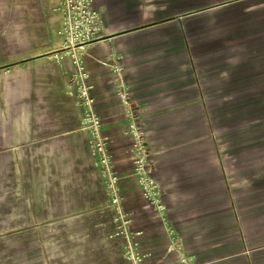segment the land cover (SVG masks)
I'll use <instances>...</instances> for the list:
<instances>
[{"label": "rangeland", "instance_id": "rangeland-1", "mask_svg": "<svg viewBox=\"0 0 264 264\" xmlns=\"http://www.w3.org/2000/svg\"><path fill=\"white\" fill-rule=\"evenodd\" d=\"M230 28L215 54L164 75L177 101L152 117L134 92H104L114 202L91 134V162L72 147L83 38L68 41L62 0H0V264H264V78L239 63L264 28L241 9Z\"/></svg>", "mask_w": 264, "mask_h": 264}, {"label": "crops", "instance_id": "crops-1", "mask_svg": "<svg viewBox=\"0 0 264 264\" xmlns=\"http://www.w3.org/2000/svg\"><path fill=\"white\" fill-rule=\"evenodd\" d=\"M92 1L94 20L88 37L80 42L83 45L79 49L83 50L89 75L94 77L95 91L98 92L94 95L97 114V104L104 110V92L107 90L134 92L138 103L140 99L145 100L138 105L142 115L147 117L154 115L152 110L155 105L162 109L168 103L176 102L177 96L167 99L168 87L164 75L168 72L177 75L178 71H182L184 66L181 64L185 60L215 54L217 30L223 27L231 31L233 10L255 11L264 28V0ZM257 39L261 45L256 52L239 61L240 70L244 75L254 74L263 79L264 29ZM180 76L182 78V74ZM182 84H176V89L179 87L183 91ZM81 132L76 133L72 147L83 156V164H88L91 162L88 156L90 132L84 128ZM105 134L111 139L117 135L112 129L106 130ZM46 145L49 149L47 154L54 155L55 141L44 143L37 151L44 153ZM23 156V150H15L18 170L23 167Z\"/></svg>", "mask_w": 264, "mask_h": 264}, {"label": "built area", "instance_id": "built-area-1", "mask_svg": "<svg viewBox=\"0 0 264 264\" xmlns=\"http://www.w3.org/2000/svg\"><path fill=\"white\" fill-rule=\"evenodd\" d=\"M64 19L71 26V30L83 27V30L77 33L76 39H86L89 35L90 26L94 20L92 10V0H62ZM82 39V40H83ZM81 40V41H82ZM88 73L85 61L83 60V87L80 94L86 108V115L83 123L85 128L90 131L94 153L99 156L100 164L106 169V173L114 187V202L119 201V194L116 188L117 177L114 176L111 157L107 151V141L102 132V122L95 109V97L91 95L92 86L87 81Z\"/></svg>", "mask_w": 264, "mask_h": 264}, {"label": "bare ground", "instance_id": "bare-ground-1", "mask_svg": "<svg viewBox=\"0 0 264 264\" xmlns=\"http://www.w3.org/2000/svg\"><path fill=\"white\" fill-rule=\"evenodd\" d=\"M83 30V27L82 28H79V29H75L73 30L70 34H69V37H68V41L73 43L77 37V33L81 32Z\"/></svg>", "mask_w": 264, "mask_h": 264}]
</instances>
